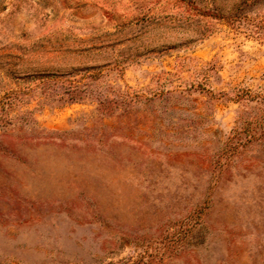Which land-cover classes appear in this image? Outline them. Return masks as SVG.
<instances>
[{
    "label": "rangeland",
    "instance_id": "374dc122",
    "mask_svg": "<svg viewBox=\"0 0 264 264\" xmlns=\"http://www.w3.org/2000/svg\"><path fill=\"white\" fill-rule=\"evenodd\" d=\"M0 264H264V0H0Z\"/></svg>",
    "mask_w": 264,
    "mask_h": 264
},
{
    "label": "trees",
    "instance_id": "16d2710c",
    "mask_svg": "<svg viewBox=\"0 0 264 264\" xmlns=\"http://www.w3.org/2000/svg\"><path fill=\"white\" fill-rule=\"evenodd\" d=\"M186 4H189L188 3V1L186 2ZM194 10H196V8H193ZM199 14V13H198ZM236 19V16H234L233 18H232V21H234ZM247 94V93H246Z\"/></svg>",
    "mask_w": 264,
    "mask_h": 264
}]
</instances>
